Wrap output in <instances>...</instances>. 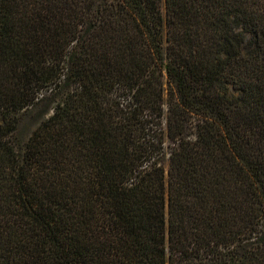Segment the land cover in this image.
<instances>
[{"label":"trees","instance_id":"16d2710c","mask_svg":"<svg viewBox=\"0 0 264 264\" xmlns=\"http://www.w3.org/2000/svg\"><path fill=\"white\" fill-rule=\"evenodd\" d=\"M0 264H264V0H0Z\"/></svg>","mask_w":264,"mask_h":264},{"label":"rangeland","instance_id":"374dc122","mask_svg":"<svg viewBox=\"0 0 264 264\" xmlns=\"http://www.w3.org/2000/svg\"><path fill=\"white\" fill-rule=\"evenodd\" d=\"M51 104L50 99H46L37 107L22 113L18 128V133L22 139H25L36 127L40 119L50 112Z\"/></svg>","mask_w":264,"mask_h":264}]
</instances>
